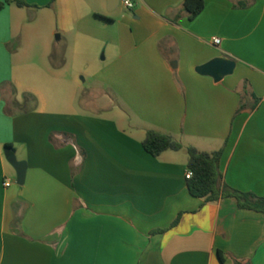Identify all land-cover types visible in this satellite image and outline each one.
Masks as SVG:
<instances>
[{"label":"crops","instance_id":"1","mask_svg":"<svg viewBox=\"0 0 264 264\" xmlns=\"http://www.w3.org/2000/svg\"><path fill=\"white\" fill-rule=\"evenodd\" d=\"M25 1L0 11V264H264V213L186 179L190 147L223 150L221 185L264 197V0H205L193 20L184 0ZM216 58L233 74L197 71ZM149 131L183 148L154 157Z\"/></svg>","mask_w":264,"mask_h":264},{"label":"trees","instance_id":"2","mask_svg":"<svg viewBox=\"0 0 264 264\" xmlns=\"http://www.w3.org/2000/svg\"><path fill=\"white\" fill-rule=\"evenodd\" d=\"M15 3L19 7H35L25 0H3L0 2V11L9 4ZM240 6H245L240 3ZM183 8L190 20L198 17L205 8V0H184ZM246 87H244L245 91ZM26 102L34 104L33 110L37 107V98L34 95L26 94ZM243 105L238 112L244 111ZM145 150L154 157L160 156L168 150L179 151L183 146L173 137L156 131H149L143 142ZM8 148H10L8 146ZM189 162L188 168L192 171L193 176L188 179V189L192 196L204 199L205 202H216L225 196L234 197L238 201L240 208L254 210L264 213V197L257 196L253 193H243L228 186H222L221 159L223 150L207 153L201 152L194 147L188 149ZM222 259V253L220 252Z\"/></svg>","mask_w":264,"mask_h":264},{"label":"water","instance_id":"3","mask_svg":"<svg viewBox=\"0 0 264 264\" xmlns=\"http://www.w3.org/2000/svg\"><path fill=\"white\" fill-rule=\"evenodd\" d=\"M107 1H108L109 11H113L117 9L120 5V0H107ZM235 68H236L235 61L216 58L198 67L197 71L201 75L210 76L214 78L215 81H220L224 76L233 74ZM9 161L14 165L17 171V175H18L17 184L23 185L27 171L26 162H18L16 158L13 156H9Z\"/></svg>","mask_w":264,"mask_h":264},{"label":"rangeland","instance_id":"4","mask_svg":"<svg viewBox=\"0 0 264 264\" xmlns=\"http://www.w3.org/2000/svg\"><path fill=\"white\" fill-rule=\"evenodd\" d=\"M34 11H37V10H34ZM46 19L43 18L42 16V12L39 16V20H38V24H41L43 26L46 25ZM58 36L59 34H56L54 39H53V44H52V49L55 53V59L58 61H60L61 59H63L64 57V49H63V45H64V42L63 41H58ZM27 51L29 52V65H31V69H33V71L35 73H38L40 72L41 70L44 69V63H48L49 62V57L46 55V56H43L42 55V50H41V47L39 46V44L37 43H29V45L27 46ZM104 54L103 51H101L100 53V57H102ZM25 63L24 62H20V64H18V66L20 67L21 65H24ZM27 64V63H26ZM69 69L70 71H73L75 70V66L74 64L71 66H69ZM83 99H87L88 98V95H82Z\"/></svg>","mask_w":264,"mask_h":264},{"label":"built area","instance_id":"5","mask_svg":"<svg viewBox=\"0 0 264 264\" xmlns=\"http://www.w3.org/2000/svg\"><path fill=\"white\" fill-rule=\"evenodd\" d=\"M120 4H122V5H123L125 8H127V9H133V8H134V2H133V0H120ZM213 43H214L215 45H220V44H221V39H219V38H214V39H213ZM192 176H193L192 171H191V170H188L187 173H186V179H187V180H188V179H191ZM4 186H5V187H10V186H11L10 181L7 180V181L4 183Z\"/></svg>","mask_w":264,"mask_h":264}]
</instances>
